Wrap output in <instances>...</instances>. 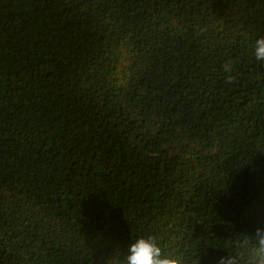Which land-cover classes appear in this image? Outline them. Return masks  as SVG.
<instances>
[{
  "label": "trees",
  "instance_id": "16d2710c",
  "mask_svg": "<svg viewBox=\"0 0 264 264\" xmlns=\"http://www.w3.org/2000/svg\"><path fill=\"white\" fill-rule=\"evenodd\" d=\"M261 37L264 0H0V264L229 255L264 220Z\"/></svg>",
  "mask_w": 264,
  "mask_h": 264
},
{
  "label": "clouds",
  "instance_id": "9594fccd",
  "mask_svg": "<svg viewBox=\"0 0 264 264\" xmlns=\"http://www.w3.org/2000/svg\"><path fill=\"white\" fill-rule=\"evenodd\" d=\"M253 56L264 62V37L255 41ZM224 71L231 73V63L224 65ZM235 77L228 75L226 83L231 84ZM253 234H245L232 243L229 255L221 256L217 264H264V220L259 221ZM129 255L123 264H180L175 257L162 253L157 238L153 235L141 236L129 245Z\"/></svg>",
  "mask_w": 264,
  "mask_h": 264
}]
</instances>
